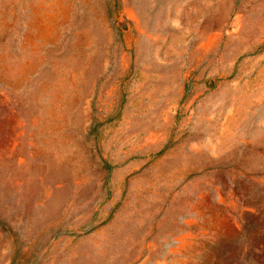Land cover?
<instances>
[{
    "label": "rangeland",
    "instance_id": "374dc122",
    "mask_svg": "<svg viewBox=\"0 0 264 264\" xmlns=\"http://www.w3.org/2000/svg\"><path fill=\"white\" fill-rule=\"evenodd\" d=\"M0 264H264V0H0Z\"/></svg>",
    "mask_w": 264,
    "mask_h": 264
}]
</instances>
